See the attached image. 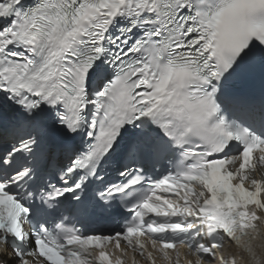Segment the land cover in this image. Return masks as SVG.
<instances>
[{
  "label": "snow or ice",
  "instance_id": "1",
  "mask_svg": "<svg viewBox=\"0 0 264 264\" xmlns=\"http://www.w3.org/2000/svg\"><path fill=\"white\" fill-rule=\"evenodd\" d=\"M0 140L15 264H264V0H0Z\"/></svg>",
  "mask_w": 264,
  "mask_h": 264
},
{
  "label": "bare ground",
  "instance_id": "2",
  "mask_svg": "<svg viewBox=\"0 0 264 264\" xmlns=\"http://www.w3.org/2000/svg\"><path fill=\"white\" fill-rule=\"evenodd\" d=\"M3 258L5 259L4 256H3ZM6 260H7L8 262H10V261H11V258H10V257H6Z\"/></svg>",
  "mask_w": 264,
  "mask_h": 264
}]
</instances>
